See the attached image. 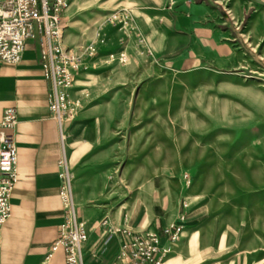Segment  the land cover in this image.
Returning a JSON list of instances; mask_svg holds the SVG:
<instances>
[{
  "label": "rangeland",
  "instance_id": "374dc122",
  "mask_svg": "<svg viewBox=\"0 0 264 264\" xmlns=\"http://www.w3.org/2000/svg\"><path fill=\"white\" fill-rule=\"evenodd\" d=\"M63 12L49 110L73 137L101 139L102 217L165 227L159 264H264V0H66Z\"/></svg>",
  "mask_w": 264,
  "mask_h": 264
},
{
  "label": "crops",
  "instance_id": "0c3cea01",
  "mask_svg": "<svg viewBox=\"0 0 264 264\" xmlns=\"http://www.w3.org/2000/svg\"><path fill=\"white\" fill-rule=\"evenodd\" d=\"M43 39L34 29L17 63L0 60V118L7 106H14L17 115L13 130L17 180L8 199L10 214L1 226L0 264H66L61 248L50 252L66 216L59 195L60 160L68 168L75 219L83 222L86 233L80 247L83 264H113L130 229L113 225L119 221L116 210L102 217L110 205L100 200L107 184L105 155L98 148L101 139L73 137L79 126L61 123L49 110L51 81L44 74ZM79 147L80 154L70 161L71 152ZM166 232L161 227L160 247L167 242Z\"/></svg>",
  "mask_w": 264,
  "mask_h": 264
},
{
  "label": "built area",
  "instance_id": "2783aa9c",
  "mask_svg": "<svg viewBox=\"0 0 264 264\" xmlns=\"http://www.w3.org/2000/svg\"><path fill=\"white\" fill-rule=\"evenodd\" d=\"M65 4L66 0H0V60L17 63L25 41L33 36L34 29L38 33L42 32L44 39L40 41V45L48 62L44 74L52 79L53 90L56 84L54 72L58 70L59 58L63 53L58 43L62 33L59 14ZM49 108L55 111L53 103H50ZM16 122L15 107H5L0 118V233L3 222L10 214L8 199L17 180V154L13 131ZM59 166L62 179L59 195L66 216L60 225L59 237L50 245V252L61 248L66 264H83L80 247L86 233L83 222L77 221L74 216L65 161L60 160ZM126 233L129 237L120 245L113 264H159L164 249L158 245V237L154 233H130L129 230Z\"/></svg>",
  "mask_w": 264,
  "mask_h": 264
}]
</instances>
